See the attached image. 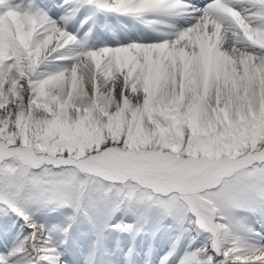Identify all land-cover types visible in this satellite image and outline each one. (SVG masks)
I'll return each instance as SVG.
<instances>
[{
  "label": "snow or ice",
  "instance_id": "snow-or-ice-1",
  "mask_svg": "<svg viewBox=\"0 0 264 264\" xmlns=\"http://www.w3.org/2000/svg\"><path fill=\"white\" fill-rule=\"evenodd\" d=\"M0 264H264V0H0Z\"/></svg>",
  "mask_w": 264,
  "mask_h": 264
}]
</instances>
